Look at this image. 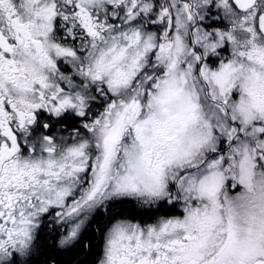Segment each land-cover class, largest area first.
Segmentation results:
<instances>
[{"label":"snow or ice","instance_id":"obj_1","mask_svg":"<svg viewBox=\"0 0 264 264\" xmlns=\"http://www.w3.org/2000/svg\"><path fill=\"white\" fill-rule=\"evenodd\" d=\"M0 264H264V0H0Z\"/></svg>","mask_w":264,"mask_h":264}]
</instances>
